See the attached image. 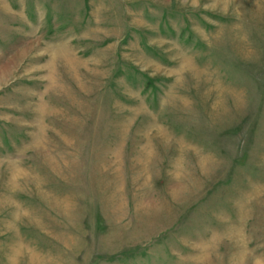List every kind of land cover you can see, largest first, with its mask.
<instances>
[{
	"label": "rangeland",
	"instance_id": "rangeland-1",
	"mask_svg": "<svg viewBox=\"0 0 264 264\" xmlns=\"http://www.w3.org/2000/svg\"><path fill=\"white\" fill-rule=\"evenodd\" d=\"M0 264H264V0H0Z\"/></svg>",
	"mask_w": 264,
	"mask_h": 264
}]
</instances>
